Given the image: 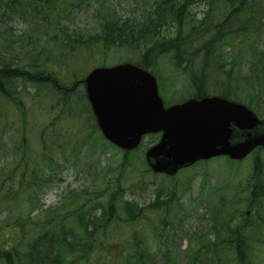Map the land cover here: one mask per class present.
I'll return each mask as SVG.
<instances>
[{"label":"trees","instance_id":"16d2710c","mask_svg":"<svg viewBox=\"0 0 264 264\" xmlns=\"http://www.w3.org/2000/svg\"><path fill=\"white\" fill-rule=\"evenodd\" d=\"M263 33L264 0H0V264H255L264 203L251 220L246 210L264 171L230 198L210 196L204 217L180 211L177 183L148 204L127 199L150 171L144 162L129 187L135 153L117 168L96 163L118 150L84 80L126 52L160 80L167 62L190 97L237 96L264 116ZM81 165L89 184L47 207L44 196Z\"/></svg>","mask_w":264,"mask_h":264},{"label":"water","instance_id":"95a60500","mask_svg":"<svg viewBox=\"0 0 264 264\" xmlns=\"http://www.w3.org/2000/svg\"><path fill=\"white\" fill-rule=\"evenodd\" d=\"M85 90L104 137L123 151L136 150L145 135L162 133L146 153L154 173L174 176L199 160H240L264 148V120L246 106L206 97L166 108L157 78L134 64L95 68Z\"/></svg>","mask_w":264,"mask_h":264},{"label":"rangeland","instance_id":"374dc122","mask_svg":"<svg viewBox=\"0 0 264 264\" xmlns=\"http://www.w3.org/2000/svg\"><path fill=\"white\" fill-rule=\"evenodd\" d=\"M124 5V4H123ZM198 17L202 16V12L205 11V6L202 3H199L194 6V10ZM20 29V27H19ZM264 41V36H263ZM131 56L126 52H117L111 51L109 57L106 59L101 58V63H106L107 66H114L122 62H129ZM173 68L164 62L159 74L162 77L159 80V89L160 95L166 103H179L184 99L190 97L193 92L189 91V83L186 77H182L179 73H175L172 70ZM247 66H244V72L247 74ZM178 77H177V76ZM177 80V81H176ZM175 82L178 88H174ZM172 89H171V88ZM170 89V90H169ZM155 136L147 137L144 141V148H149L156 142H158ZM143 147L138 151L139 153L133 154L131 162L133 166L128 173L129 187L132 186V180H135L140 168L145 162V153ZM108 155L98 154L95 158L96 163H100L103 166H110L117 168L118 164L125 158L124 154H121L118 151L109 149ZM264 154H262V157ZM252 159H248L241 166V171L238 174L237 181L246 179L250 171V163ZM135 164V165H134ZM200 166L195 167L192 170L184 171L180 176H178L175 181L179 187L183 188V191L186 190L182 195L181 200V210L185 213H191L194 217L204 215V206L206 201L209 200L210 196H215L217 192L222 191L223 189H230L232 191V171H234L238 165L232 163L227 158H218L211 160L209 162L201 163ZM69 166L68 171L63 175V181L59 183L53 190H51L45 197L44 201L48 206L58 205L60 203L61 195L69 190H79L84 189L88 184L89 180L85 173V166L81 165L78 169L71 168ZM143 177V176H140ZM162 177L148 176L146 182L150 183L146 186L145 189H136L134 192L129 191L127 194V199L135 200L141 204H148L152 202L155 196V185H161L163 183ZM208 182H205V181ZM172 183V182H170ZM155 184V185H154ZM205 185L208 190H204L202 187ZM135 193V194H134ZM204 217V216H203ZM195 223V222H192ZM264 242V239H263ZM187 247V241L183 242L182 248L179 252L185 250ZM256 262L255 264H264V244L261 245L256 250Z\"/></svg>","mask_w":264,"mask_h":264}]
</instances>
